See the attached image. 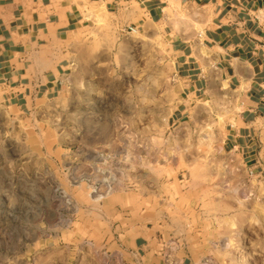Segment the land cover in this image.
<instances>
[{
    "label": "rangeland",
    "instance_id": "374dc122",
    "mask_svg": "<svg viewBox=\"0 0 264 264\" xmlns=\"http://www.w3.org/2000/svg\"><path fill=\"white\" fill-rule=\"evenodd\" d=\"M177 11L175 35L202 40L205 24H193L204 11ZM128 26L98 11L74 37L59 92L29 110L9 107L0 89V264H56L69 245L80 249L75 264H131L92 245L102 239L95 199L110 192L95 188L102 181L118 183L129 205L135 188L151 191L145 218L171 263L264 264V123L249 152L231 149L243 105L215 62L192 98L176 76L172 31ZM111 217L113 231L121 217Z\"/></svg>",
    "mask_w": 264,
    "mask_h": 264
},
{
    "label": "crops",
    "instance_id": "0c3cea01",
    "mask_svg": "<svg viewBox=\"0 0 264 264\" xmlns=\"http://www.w3.org/2000/svg\"><path fill=\"white\" fill-rule=\"evenodd\" d=\"M178 8L204 11L199 17L205 24L202 40L175 35L169 17ZM102 10L137 30L164 24L172 31L176 76L186 82L184 92L192 98L205 87L204 67L212 59L222 80L240 93L243 105L227 145L249 152L255 128L264 123V0H0V89L9 107L29 110L59 92L77 59L74 37ZM187 103L181 101L178 109L187 110ZM95 188H110L108 203L104 196L95 199L103 200L94 218L101 224L102 239L92 245L101 254L130 259L131 264H174L157 244L158 227L145 218L150 190L135 188L138 203L129 205L121 201L125 191L115 181L96 182ZM112 211L121 217L113 231L110 225L118 219L111 217ZM67 249L70 256L56 264H75L76 255L80 261V249Z\"/></svg>",
    "mask_w": 264,
    "mask_h": 264
},
{
    "label": "bare ground",
    "instance_id": "6f19581e",
    "mask_svg": "<svg viewBox=\"0 0 264 264\" xmlns=\"http://www.w3.org/2000/svg\"><path fill=\"white\" fill-rule=\"evenodd\" d=\"M193 16L198 17V16H199V13H195V12H194ZM200 23H201V22H200ZM200 23H199L198 18H197V20H195V22H194V24H193L195 30H199V29L201 28V27H200ZM205 53L207 54L206 51L204 52V54H205ZM220 119H221V118H220Z\"/></svg>",
    "mask_w": 264,
    "mask_h": 264
},
{
    "label": "built area",
    "instance_id": "2783aa9c",
    "mask_svg": "<svg viewBox=\"0 0 264 264\" xmlns=\"http://www.w3.org/2000/svg\"><path fill=\"white\" fill-rule=\"evenodd\" d=\"M128 30H129V31H131V32H135L136 28H135V27H132V26H130V27H128Z\"/></svg>",
    "mask_w": 264,
    "mask_h": 264
}]
</instances>
